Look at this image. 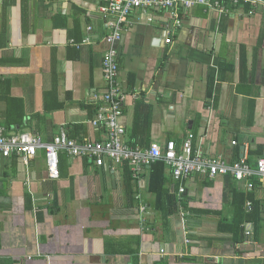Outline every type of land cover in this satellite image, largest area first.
Listing matches in <instances>:
<instances>
[{"label": "crops", "instance_id": "obj_1", "mask_svg": "<svg viewBox=\"0 0 264 264\" xmlns=\"http://www.w3.org/2000/svg\"><path fill=\"white\" fill-rule=\"evenodd\" d=\"M99 5L0 0V125L9 132L105 139L91 122L109 90ZM175 10L134 11L114 44L125 142L180 145L194 133L207 157L255 167L264 157V3ZM113 166L63 149L51 178L42 148L28 163L0 155V264H264L262 179L249 188L231 173L179 181L167 165L138 176Z\"/></svg>", "mask_w": 264, "mask_h": 264}, {"label": "built area", "instance_id": "obj_2", "mask_svg": "<svg viewBox=\"0 0 264 264\" xmlns=\"http://www.w3.org/2000/svg\"><path fill=\"white\" fill-rule=\"evenodd\" d=\"M99 2V12L109 29L104 39L110 47L103 59V71L109 90L104 94L105 105L99 108L91 122L94 127L104 129L105 139L77 143L62 132L52 141L45 142L37 133L9 132L8 127L0 125V155L4 157L18 155L28 163L42 148L45 151L47 169L51 178L60 176V151L64 149L76 156L85 155L98 166L105 165L108 158L112 162L113 169V163L117 165L127 161L135 176H138L143 167L164 161L171 168L174 179L179 181L187 179L194 172L209 173L211 176L231 173L239 181L246 180L249 188L255 186L253 180L256 177L264 181V157L257 160L255 167L245 158L227 163L219 157H207L200 147L197 149L194 147V133H189L180 145L175 140H169L164 145L153 142L149 147L141 149L126 143L123 138L126 128L120 120L123 115V95L118 80L117 48L114 46L123 38L127 30L128 17L140 9L150 13L170 9L176 13V8L187 9L195 5H205L209 10L223 12L230 3L236 5L245 2L256 6L264 3V0H99ZM173 22V25L181 24V20L176 18L175 14ZM170 41L171 38L167 37L166 42ZM183 191L184 187H181L180 193ZM251 204L249 202L248 206ZM140 210L145 212L146 207L141 206Z\"/></svg>", "mask_w": 264, "mask_h": 264}, {"label": "trees", "instance_id": "obj_3", "mask_svg": "<svg viewBox=\"0 0 264 264\" xmlns=\"http://www.w3.org/2000/svg\"><path fill=\"white\" fill-rule=\"evenodd\" d=\"M10 2H11V0H10ZM11 6V3H9V2H5V6H4V10L6 11L9 7ZM3 30H2V32H1V34L2 35H0V39H1V37L2 38H5V31H6V29H7V22L6 21H4V23H3V28H2ZM100 107V106H99ZM99 107L96 109L97 111H98V109H99ZM123 110H124V105H123ZM96 111V112H97ZM103 131H104V129H102ZM123 163H126V165H127V167H129L130 168V166H129V163L126 161V162H123ZM165 166H166V164H165V162L164 161H157L156 163H154V164H152L151 165V167H153L154 169H162V170H164L165 169ZM129 174L131 175V173H132V171H131V168L129 169ZM162 183H163V181H161V185H160V181H158V184L162 187V188H164L165 190L163 191V192H160L159 194H162V193H168V189H166V187H164L163 185H162ZM153 186H154V188H156L155 187V184L154 185H152L151 187H152V189H153ZM159 186V187H160ZM169 194V193H168ZM168 198H169V204L170 205H172V204H175V202L177 201V199H176V197H175V195H172V194H169L168 195ZM172 206H174V205H172ZM255 209V208H254ZM254 209H252V210H254Z\"/></svg>", "mask_w": 264, "mask_h": 264}]
</instances>
